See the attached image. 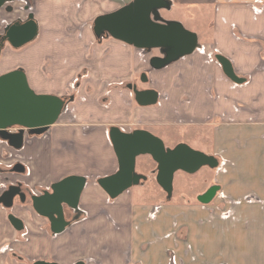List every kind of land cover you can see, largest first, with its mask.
Returning a JSON list of instances; mask_svg holds the SVG:
<instances>
[{
  "label": "crops",
  "instance_id": "1",
  "mask_svg": "<svg viewBox=\"0 0 264 264\" xmlns=\"http://www.w3.org/2000/svg\"><path fill=\"white\" fill-rule=\"evenodd\" d=\"M21 1L31 6L38 35L11 46L3 59L6 44L0 64L5 72L24 69L37 92L70 100L44 134L27 133L21 149L0 137V196L19 183L41 194L70 175L87 183L78 211L65 207L71 224L60 233L31 201L17 197L10 209L0 203V264L9 257L14 264H264V0H171L212 8L213 15L195 29L199 47L160 69L150 64L158 49L97 38L86 25L91 6L111 12L132 0ZM218 54L242 82L224 72ZM141 76L148 83L136 81ZM134 82L157 91V102L138 104L129 87ZM111 126L152 133L185 127L187 144L194 139L202 151L205 143L219 166L208 167L212 179L194 197L168 198L159 184L150 190L144 181L111 198L98 184L119 168ZM140 157L152 159L142 155L137 163ZM153 163L142 173L156 181ZM214 184L220 186L215 198L201 203L198 196ZM10 213L24 221L23 230Z\"/></svg>",
  "mask_w": 264,
  "mask_h": 264
},
{
  "label": "water",
  "instance_id": "2",
  "mask_svg": "<svg viewBox=\"0 0 264 264\" xmlns=\"http://www.w3.org/2000/svg\"><path fill=\"white\" fill-rule=\"evenodd\" d=\"M9 0H0V9ZM11 1V0H10ZM171 0H132L118 9L99 14L93 22V31L97 38L112 36L137 48L151 52L159 50L150 64L156 69L168 66L180 58L192 54L199 47L198 34L187 29L180 21L164 20L160 10L170 8ZM12 9V7H9ZM38 22L33 14L25 21L16 20L8 24L0 35V58L6 44L21 48L33 41L38 35ZM224 72L234 81L242 82L228 58L218 54ZM138 104L152 105L158 100L154 89H138L129 84ZM67 105V97L58 94L40 93L32 88L24 69L17 68L0 74V137L12 147L21 149L25 135L44 134L55 124ZM17 128V130H13ZM110 140L117 155L119 168L107 176L98 179V184L111 197L116 198L133 186L148 180L146 174L137 171V158L150 155L156 162L155 178L161 188L171 198L174 190L175 173L179 170L195 173L202 167L217 168L216 156L194 149L187 143L167 147L164 141L146 129L124 131L119 126H111ZM15 169L23 170L17 164ZM3 170L0 168V172ZM87 178L70 175L55 182L41 194L29 193L22 185H9L0 196V203L10 209L15 198L22 203L31 201L34 210L50 222L53 233L64 231L71 221L67 220L65 207L78 211L80 197L86 186ZM220 190L214 184L198 196L201 203H210ZM12 225L21 231L24 221L13 213L8 216ZM32 264H58L38 260ZM82 264V263H80Z\"/></svg>",
  "mask_w": 264,
  "mask_h": 264
},
{
  "label": "rangeland",
  "instance_id": "3",
  "mask_svg": "<svg viewBox=\"0 0 264 264\" xmlns=\"http://www.w3.org/2000/svg\"><path fill=\"white\" fill-rule=\"evenodd\" d=\"M8 6H12V9L14 10L9 11L7 8ZM90 7V6H89ZM92 9L88 11H91V14L87 15V23L90 28L93 27L94 19L101 13H107L109 12V8L100 5V7L96 8L94 6H91ZM90 7V8H91ZM62 9L67 10L68 12L70 9L64 5L61 7ZM206 11V10H205ZM202 10L199 6H185L184 4H181L178 1H172V6L170 8H163L160 10V16L164 20H177L180 21L187 29L195 32L200 25H206L211 19L213 15V9H208L206 12ZM33 14L31 6L27 2L24 1H16V0H9L6 2V4L0 9V34H3L5 31L6 24L12 23L16 20H22L25 21L28 19L29 15ZM203 21V22H202ZM205 21V22H204ZM197 27V28H196ZM93 29V28H92ZM7 51L3 54V59L7 58L9 56L8 54L12 52L11 45L8 44V47L6 49ZM157 50V49H156ZM157 50L156 52H158ZM3 59H1L3 61ZM5 73V70H3V63L0 64V74ZM142 76L138 78L140 84L148 83L143 82ZM17 128H14V130ZM153 133L160 137L167 147H174L176 145V141L180 139L181 141H184L187 143V137L188 139H191L189 137V130L185 127H155L153 128ZM193 148L199 149L198 147H201L199 143H197L196 140L192 139L190 140V144ZM206 144L202 146V151L206 152ZM200 150V149H199ZM142 164V165H141ZM150 164L153 163V159L150 157H140L139 162L137 163L136 169L138 172L142 173V169L147 170ZM142 166V167H141ZM212 170H210L208 167H202L195 173H186L184 171H177L175 173V180H174V198L179 199L180 194L182 192H185L188 194L189 197H194L196 191H200L203 188H205L206 185L209 184L210 180L212 179ZM147 182V189L150 188V190L158 188L157 181L150 179ZM146 184V183H145ZM138 186V185H136ZM135 187V186H133ZM16 263L14 261V258L9 257L8 258V264H14Z\"/></svg>",
  "mask_w": 264,
  "mask_h": 264
},
{
  "label": "flooded vegetation",
  "instance_id": "4",
  "mask_svg": "<svg viewBox=\"0 0 264 264\" xmlns=\"http://www.w3.org/2000/svg\"><path fill=\"white\" fill-rule=\"evenodd\" d=\"M131 84H133V85H136L137 86V88L138 89H141V88H139L138 87V84H137V82H134V83H131ZM67 97V96H66ZM70 100V97H67V103H68V101ZM66 107V106H65ZM65 109V108H64ZM24 190V189H23ZM24 191H26V193H27V196L29 197V193H31L30 191H27V190H24ZM35 194V193H34Z\"/></svg>",
  "mask_w": 264,
  "mask_h": 264
},
{
  "label": "built area",
  "instance_id": "5",
  "mask_svg": "<svg viewBox=\"0 0 264 264\" xmlns=\"http://www.w3.org/2000/svg\"><path fill=\"white\" fill-rule=\"evenodd\" d=\"M17 130V129H16Z\"/></svg>",
  "mask_w": 264,
  "mask_h": 264
}]
</instances>
